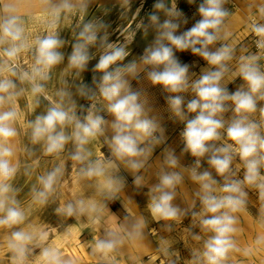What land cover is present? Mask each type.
<instances>
[{"label": "clouds", "instance_id": "1", "mask_svg": "<svg viewBox=\"0 0 264 264\" xmlns=\"http://www.w3.org/2000/svg\"><path fill=\"white\" fill-rule=\"evenodd\" d=\"M144 3L112 0L93 15L95 0H38L25 14L22 0H0V264H76L52 240L67 244L82 220L97 233L87 244L97 264H120L128 245L148 252L150 237L148 264H243L237 254L264 252V0H187L199 19L183 31L178 0H154L147 12ZM114 12L128 22L114 26ZM237 22L250 44L237 39ZM150 33L129 60L137 36ZM189 51L206 62L199 75L176 55ZM144 82L161 89L165 107ZM166 121L183 125L179 155ZM140 193L147 215L129 207ZM114 202L127 212L119 224ZM50 205L55 227L37 222ZM244 215L258 231L242 248Z\"/></svg>", "mask_w": 264, "mask_h": 264}, {"label": "rangeland", "instance_id": "2", "mask_svg": "<svg viewBox=\"0 0 264 264\" xmlns=\"http://www.w3.org/2000/svg\"><path fill=\"white\" fill-rule=\"evenodd\" d=\"M137 5L139 4V0H136ZM154 0H145L144 3V12H147L150 10L152 3ZM183 3L185 7V13L188 17V24L182 26L181 31L185 30L188 27H191L192 24L195 22V20L199 19L198 15H194L196 12V5H188L187 0H178V6L180 3ZM200 2V0H197V4ZM234 4L238 7H243V0H233ZM112 3V0H95V4L93 6L92 14L93 15H102L103 14V9L106 7H110ZM38 6V0H22V11L27 14L31 9H35ZM228 7H232V4L228 5ZM144 12L141 13V15L144 14ZM108 19V17H105ZM111 21L113 22V25L116 27H119V25L126 24L128 21L126 19L124 20H118V17L116 13L114 12L111 17ZM40 29V21L39 18L33 22V30L34 31H39ZM236 31H237V39L246 43H249V38L246 36V33L244 31L243 26L240 24V22L236 23ZM62 38L67 40L69 43L65 45V47L62 49V51L65 52V64L67 63V54L71 52V47L70 44L72 42V33L71 30L68 28H65V30L61 33ZM118 35V33H117ZM117 35H112L110 39L112 41H115L117 39ZM154 38L153 34H149L147 39L143 38L142 36L138 35L135 42L130 46L131 50V55L128 57V59H132L133 57H138L143 54L144 48L147 46V44L151 43L152 39ZM122 40L123 37H120ZM92 51H96L93 49ZM190 52V51H189ZM189 52H177L176 55L179 58L180 61L183 60L184 57L189 55ZM98 58V57H97ZM96 60H92L89 64V71L83 73V78L84 82L87 84H91V77L93 73L91 72V68L95 65ZM183 64H188L190 66V72H195L197 75L200 74V69L202 67H206V62L203 61L202 58L196 55H191L189 58L183 63ZM64 67V65L59 66V68L56 70L57 76L59 75L60 70ZM240 83L239 79L234 84H229L228 88L230 91H235L236 85ZM133 87H139L135 81H133ZM144 87L146 88L150 99H152L155 103V105L158 108H163L165 107V100H164V93H162L161 89L159 87H152L147 84V82H144ZM81 103H84V101H81ZM166 115V114H165ZM167 124V135L169 137L168 143L171 144L175 149L177 154L179 155L181 148H182V143L179 138V131L182 129L183 125L180 124H173L171 121H166ZM105 154H107V149H103ZM159 153V149L157 150V154ZM184 164H191L192 158L190 156H185L182 161ZM207 167V165H204ZM131 181V177H129V182ZM154 182V179L151 181ZM20 185L24 184V180L21 179L19 181ZM72 183L71 180L69 179V183L67 188L65 189V195L70 197V192L69 189H71ZM189 187H191L189 185ZM28 189L27 187L24 188V191L21 193V198L25 196L27 193ZM132 189H126V195L128 193H131ZM147 189L145 188L143 190V193H146ZM143 193L140 194H135L133 198V204L130 205L132 211L136 214H141L143 213L144 215H147L146 212V205H147V196ZM78 194H83L85 196L91 195V190H83ZM123 199V198H122ZM254 199V197H253ZM179 202V201H178ZM55 205H50L48 209H46L42 214H38L39 219L38 223H44L48 224L52 227H55L59 223V218L55 216L52 212V208H54ZM109 215L114 216L116 218V222L122 223L123 222V217L127 214L126 209L121 206V202H114L109 204ZM250 211L252 212L253 215H255V208H250ZM68 223H73V221H68ZM81 224L77 226V230L73 232L72 237L70 238L69 242L67 244H64L61 239L59 238H54L52 240V243L55 244L56 246L60 247L62 254L69 256V257H74L76 258V264H97V261L95 258L91 257L88 255V248L87 244L91 240L93 235H96L97 233L92 232L90 229L83 228L84 225L83 223H86L85 220H82L80 222ZM188 224V221H184V225L186 226ZM243 229V232L239 235L238 240L240 246L246 247L249 244L252 243L255 235L257 234V227L255 224V221L253 217L249 215H244L242 217V223L240 225ZM149 227H155L159 231V226L156 225L155 223H152L149 225ZM79 230L82 231V235L79 237ZM161 235H167L166 233H160ZM173 235H176V233H173ZM150 242L147 243V248L148 252H145L143 249H138L133 245H128L126 246L123 250L120 256L117 257V259L120 261V264H148V256L151 254L155 253V247L157 243V238L156 237H150ZM133 246V247H132ZM133 250H139V252H142V256H139L137 254V251ZM178 247L181 248V251L184 255H186V252H183L182 245H178ZM136 248V249H135ZM128 250V251H127ZM130 250V251H129ZM236 261L240 262L242 261L243 264H264V252L260 253L257 256H254L250 259H244L242 256L239 254L236 255ZM6 264V262H5ZM154 264H160L159 260H156Z\"/></svg>", "mask_w": 264, "mask_h": 264}, {"label": "trees", "instance_id": "3", "mask_svg": "<svg viewBox=\"0 0 264 264\" xmlns=\"http://www.w3.org/2000/svg\"><path fill=\"white\" fill-rule=\"evenodd\" d=\"M179 7L182 8L183 10L185 9V7H184V5H183L182 2L179 4ZM184 11H185V10H184ZM191 55H193V54H192L191 52H189V55L186 56V57H184L183 60L180 61V62L183 64V63L189 58V56H191Z\"/></svg>", "mask_w": 264, "mask_h": 264}, {"label": "crops", "instance_id": "4", "mask_svg": "<svg viewBox=\"0 0 264 264\" xmlns=\"http://www.w3.org/2000/svg\"><path fill=\"white\" fill-rule=\"evenodd\" d=\"M132 247H133V246H132ZM132 247H131V249H132ZM135 249H136V248H135ZM132 250H133V249H132ZM127 251H128V250H127ZM129 251H130V250H129ZM133 251H137V252H138L137 254H139V256H142V252H141V251L139 252V250H137V249H136V250H133Z\"/></svg>", "mask_w": 264, "mask_h": 264}, {"label": "built area", "instance_id": "5", "mask_svg": "<svg viewBox=\"0 0 264 264\" xmlns=\"http://www.w3.org/2000/svg\"><path fill=\"white\" fill-rule=\"evenodd\" d=\"M249 43H250V38H249Z\"/></svg>", "mask_w": 264, "mask_h": 264}]
</instances>
